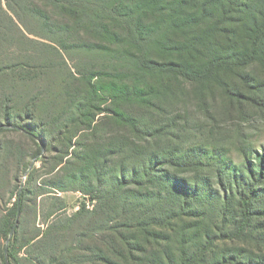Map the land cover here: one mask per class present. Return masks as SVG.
<instances>
[{"label":"rangeland","instance_id":"rangeland-1","mask_svg":"<svg viewBox=\"0 0 264 264\" xmlns=\"http://www.w3.org/2000/svg\"><path fill=\"white\" fill-rule=\"evenodd\" d=\"M151 2L0 0V254L104 264L131 246L134 264H182L214 240L198 264L264 262V47L234 58L240 0H158L165 20ZM212 58L227 62L204 80L141 63L187 59L200 72ZM246 183L257 215L230 243L220 237ZM53 221L49 245L20 248Z\"/></svg>","mask_w":264,"mask_h":264},{"label":"trees","instance_id":"trees-1","mask_svg":"<svg viewBox=\"0 0 264 264\" xmlns=\"http://www.w3.org/2000/svg\"><path fill=\"white\" fill-rule=\"evenodd\" d=\"M240 1H242L244 7L240 6L243 9H241V11L238 12L239 16L235 20V23L237 24V26L235 28V31H233L232 33L233 37H235L234 43L236 46H235V50H233L234 51L233 55H234V58L236 59H240L241 57L244 56V54H247V53H250V55L253 53V55L256 56L257 53H261L263 51L262 48L264 47V0H262V2L259 0L260 5H258V7L255 6L256 5L255 0H240ZM235 3L236 2H234L232 5H234ZM151 4L153 5L151 11L152 10L156 11L159 14V17L162 18V20H165L166 18H168V16H166L167 14H163L161 12L162 7L160 6L161 3L159 4L158 0L157 2H151ZM168 4L169 3H167V5ZM168 9H170V7H168ZM3 17L4 16H1L0 19H2ZM13 17L8 15V19L17 28L18 25L15 22ZM247 17H250L251 21L246 22ZM256 18H259L262 22L258 23L256 21ZM223 40H219L220 47L222 48V50L227 51L230 48V46L228 45L227 39L225 41ZM207 44L209 47H213L214 45L217 46L216 38L209 41ZM249 44L253 46L251 47V50L247 49ZM245 51H248V52L244 53ZM222 59L226 61L225 58H217L215 60L214 58H212L208 60L207 66L202 71L200 70V72L192 70L190 68V61L188 62L187 59H184L183 61H179L176 63L161 64L160 66L161 68H159V66H157L156 64L152 62L141 61V63L145 68H152L155 70L166 71L174 75H179L186 79H191V80L203 79L204 80V79H208L209 77H212L215 75L214 70L219 67V63H221ZM10 67L13 68L15 66L12 65ZM0 68L3 69V68H8V67L6 65H1ZM3 129L5 128L3 126H0V131ZM23 130L28 131V133H31L28 135H30L34 140L37 139V135L32 134L33 132L31 129L23 127ZM260 167H261L260 169H264L262 164ZM259 175L260 174H258V176ZM245 185L247 187V191L241 192L237 200L238 217L234 221L232 228H230V230L226 234H223L220 237L222 240L229 241L230 243H237L240 241H244L246 236H248L249 234L248 232L252 229L253 220L255 219L257 215L256 212L254 211V208L252 206V200H251V197H253V195L256 194V190L254 186H252L250 183H246ZM25 192H26V188L24 186L19 187L17 198L15 202L12 204L10 213L6 215V221H5L3 230H2V234L4 235V237L7 236V234H9V231L16 219L18 210L20 212H22L23 210ZM60 208H63V206ZM84 210H85V203L81 204L80 208L75 212V214L71 217V219L77 218L78 216H80V214ZM53 214L54 212L50 213L48 217ZM55 228H56L55 221L48 223L45 229L33 235L31 238L27 239V241L24 242V244H22L20 248L30 246L33 249L35 248L36 245L43 246V248H45L47 245H49L51 241V238L49 236L51 234V231L54 230ZM16 233H17V230L13 233L14 236L16 235ZM215 243L216 242L214 240H207L205 245L199 251L191 254L182 264H198L200 261L204 259L205 255L211 251ZM127 247L128 249L124 252L114 251L113 253V255L115 254L114 258H112V256H108V255L103 256V254L102 255L100 254L96 258V260L99 259V261L104 262V264H134L135 262L134 260H137V257L134 256V254H132L134 251L133 250L134 248H132L131 246L130 247L127 246ZM137 249L138 248H136V250ZM15 252H16L15 250L10 249V246H7L6 252L4 248V253L0 254V264H6L5 259H7L8 264H22V263H19V261L16 258H14ZM249 252L251 253L252 251H249ZM235 257H237L235 253L231 254L230 256L225 255L223 257V263L227 264L229 263V260H230V261H233L235 264L236 263L243 264L240 259L236 260L237 258ZM131 260H133V262H131ZM35 262L38 264H42V262L39 261V259L32 260V263H35ZM246 264H264V262L252 260V261L247 262Z\"/></svg>","mask_w":264,"mask_h":264},{"label":"water","instance_id":"water-1","mask_svg":"<svg viewBox=\"0 0 264 264\" xmlns=\"http://www.w3.org/2000/svg\"><path fill=\"white\" fill-rule=\"evenodd\" d=\"M40 147H41V152L39 153V155H40V154L42 153V151H43V145L40 144ZM20 187H22V185H20ZM19 215H20V211L18 210L17 215H16V219H15V221H14V223H13V225H12L10 231H9V236H8V238H7V241L9 240V237H11V236L13 235V233H14V231H15V229H16V226H17V223H18V217H19ZM6 250H7V246L5 247V252H6ZM5 261H6V264H8L7 259H5Z\"/></svg>","mask_w":264,"mask_h":264}]
</instances>
